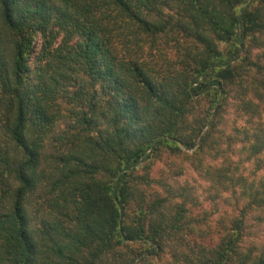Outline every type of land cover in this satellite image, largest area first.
<instances>
[{"label":"trees","instance_id":"obj_1","mask_svg":"<svg viewBox=\"0 0 264 264\" xmlns=\"http://www.w3.org/2000/svg\"><path fill=\"white\" fill-rule=\"evenodd\" d=\"M251 224L264 0H0V264H264Z\"/></svg>","mask_w":264,"mask_h":264},{"label":"rangeland","instance_id":"obj_2","mask_svg":"<svg viewBox=\"0 0 264 264\" xmlns=\"http://www.w3.org/2000/svg\"><path fill=\"white\" fill-rule=\"evenodd\" d=\"M188 166V163L184 159L179 158L170 159V162L164 160L163 162L157 163L152 170V175L154 178L160 180L161 185L155 184L153 188L161 190L163 195H166L167 189L175 192L181 188H185L187 194L197 198L198 206L196 205V209L208 210L211 201L208 198L205 183ZM248 230L251 234L245 238L247 242H254L256 240L255 237L264 239V227L257 228L251 224Z\"/></svg>","mask_w":264,"mask_h":264}]
</instances>
